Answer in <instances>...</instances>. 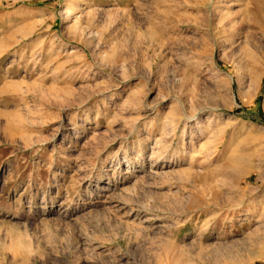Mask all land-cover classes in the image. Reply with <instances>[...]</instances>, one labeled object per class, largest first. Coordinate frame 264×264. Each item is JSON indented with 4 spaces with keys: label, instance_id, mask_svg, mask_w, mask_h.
<instances>
[{
    "label": "rangeland",
    "instance_id": "rangeland-1",
    "mask_svg": "<svg viewBox=\"0 0 264 264\" xmlns=\"http://www.w3.org/2000/svg\"><path fill=\"white\" fill-rule=\"evenodd\" d=\"M0 264H264V0H0Z\"/></svg>",
    "mask_w": 264,
    "mask_h": 264
},
{
    "label": "bare ground",
    "instance_id": "bare-ground-1",
    "mask_svg": "<svg viewBox=\"0 0 264 264\" xmlns=\"http://www.w3.org/2000/svg\"><path fill=\"white\" fill-rule=\"evenodd\" d=\"M257 78V77H256ZM254 83V82H253ZM240 93H241V95H244L245 94V92H243V91H240ZM247 94V93H246Z\"/></svg>",
    "mask_w": 264,
    "mask_h": 264
}]
</instances>
